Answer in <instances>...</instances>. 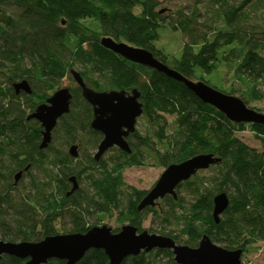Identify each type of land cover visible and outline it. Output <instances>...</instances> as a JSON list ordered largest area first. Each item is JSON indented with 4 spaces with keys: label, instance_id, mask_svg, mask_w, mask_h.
<instances>
[{
    "label": "trees",
    "instance_id": "1",
    "mask_svg": "<svg viewBox=\"0 0 264 264\" xmlns=\"http://www.w3.org/2000/svg\"><path fill=\"white\" fill-rule=\"evenodd\" d=\"M207 4L211 16L203 22L196 10L191 15L180 12L177 25L172 24L186 40L180 56L171 60L156 46L167 18L158 9L159 0H0L1 239L39 241L57 234V223L65 221L72 224L66 233L86 232L93 226L87 225V216L116 213L118 222L139 231L152 215L159 229L150 227L151 232L191 247L208 234L227 249H242V258L264 242V125L232 122L184 83L101 44L103 36H110L145 47L186 77L234 94L247 105L262 100L258 86L264 85V0ZM222 66L247 88L229 90L212 82ZM72 68L98 91L140 90L146 131L130 134L131 153L113 147L107 158L95 159L93 151L103 136L92 129L93 107L76 83L70 111L59 118L48 147L40 148L42 126L28 115L46 101L57 82L66 76L73 79ZM22 79L29 81L31 94L15 92L13 84ZM248 127L260 140V149L238 137ZM72 144L79 146L78 157L66 150ZM199 153H214L221 161L181 182L177 199L167 195L163 206L159 202L138 210L148 190L125 182L127 168L146 165L150 159L166 168ZM73 175L79 188L68 195ZM221 191L228 193L230 203L216 223L213 197ZM22 263L7 254L0 260ZM76 264L111 263L104 250L92 248ZM121 264L178 263L172 250L154 249Z\"/></svg>",
    "mask_w": 264,
    "mask_h": 264
},
{
    "label": "water",
    "instance_id": "2",
    "mask_svg": "<svg viewBox=\"0 0 264 264\" xmlns=\"http://www.w3.org/2000/svg\"><path fill=\"white\" fill-rule=\"evenodd\" d=\"M164 9L160 10L163 13ZM101 44L117 55L131 62L141 64L164 73L184 83L198 98L222 112L229 120L236 123L264 125V112L248 106L240 97L223 92L203 80H192L176 69L159 60L145 47L136 46L126 41H119L110 36H103ZM75 83L81 88L82 96L93 107L91 127L102 134L94 154L96 160L111 148L117 147L128 153L132 152L128 141L130 134L136 130L138 118L143 115L141 92L137 88L111 89L98 91L88 86L80 72L70 70ZM16 93H32L27 79L13 84ZM73 94L71 87L56 89L45 102L39 104L28 119L37 120L42 126L41 149L52 141V133L58 120L70 111ZM73 157H78L79 146L72 144L68 150ZM221 161L214 153H199L181 162L172 163L164 168L154 185L138 203V210L155 207L167 195L178 198L177 187L189 180L200 170L209 169ZM29 166L25 168L28 169ZM23 175L18 171L14 176L17 183ZM72 187L68 195L79 188L76 176L69 178ZM230 198L227 192L221 191L213 197V217L220 222L222 213L228 208ZM92 248L102 249L111 264H121L129 256H137L142 251L170 249L178 264H241L242 249H227L212 241L204 234L196 247L177 243L170 236L149 232L131 224H124L118 231L106 224L95 225L86 232L57 233L46 236L39 241H5L0 238V260L3 255H11L26 260L22 264H56L53 259L65 260L66 264H76Z\"/></svg>",
    "mask_w": 264,
    "mask_h": 264
},
{
    "label": "rangeland",
    "instance_id": "3",
    "mask_svg": "<svg viewBox=\"0 0 264 264\" xmlns=\"http://www.w3.org/2000/svg\"><path fill=\"white\" fill-rule=\"evenodd\" d=\"M207 0H159L158 9H164L162 13L163 16H166V22L163 23L162 27L160 28L161 37L160 40L156 42V46L159 49H162L165 53L169 55V59H173L175 57L180 56V52L183 46L186 37L180 30H176L173 28L172 24L177 25V18L180 12L183 14L191 15L192 12L198 11L201 13L198 20L203 22L205 19L209 18L211 14H208L207 9ZM139 8L136 9L138 11ZM215 22V21H214ZM202 24V23H201ZM219 78H213L212 82H215L222 86L225 89L235 88L243 90L247 88L246 84L237 78L234 77L232 71H228V69L222 66L219 69ZM221 79V80H219ZM219 80V81H217ZM20 81V80H17ZM16 81V82H17ZM75 82L69 76L64 77L62 80L56 83L54 90H49L48 93L51 95L56 89L68 86L73 87L75 86ZM258 88L264 94V85L261 84ZM250 106L259 109L260 111L264 112V98L262 100H256L249 102ZM169 120L172 121L173 117L168 116ZM136 130H140L143 134L146 131V120L143 116L138 118L136 124ZM238 137L241 138L245 143L248 145L260 149L261 143L260 140L256 137L255 132L251 130V128H247L244 131L238 132ZM66 150H69V146L66 147ZM97 150V149H96ZM96 150L93 152L95 153ZM113 152L108 150L104 157L107 158ZM164 167L158 166L154 164V160H148V163L143 166H132L125 170L124 172V179L125 182L131 186H134L138 189L148 190L150 189L154 183L158 180L159 176L163 172ZM208 170V169H207ZM208 174V173H207ZM23 182H27V178L23 179ZM85 186V183H82ZM161 204L159 206H163V200H160ZM86 223L87 225L96 224V225H103L106 224L107 226L111 227L113 230L120 229L121 224L117 220L116 213H94L87 216ZM126 224V223H125ZM71 223L65 221L64 225L61 222L57 223L56 228L58 233H66V230H69L71 227ZM150 227H154L159 229V224L153 223L152 215L148 217L145 221L143 228L151 232L149 229ZM156 233V232H153ZM242 262L247 264H264V242H260L254 246H252L243 256Z\"/></svg>",
    "mask_w": 264,
    "mask_h": 264
},
{
    "label": "flooded vegetation",
    "instance_id": "4",
    "mask_svg": "<svg viewBox=\"0 0 264 264\" xmlns=\"http://www.w3.org/2000/svg\"><path fill=\"white\" fill-rule=\"evenodd\" d=\"M103 156H104V155H103ZM103 156H102V157H103ZM91 225H92V224H91ZM95 225H96V224H93V226H95ZM93 226H92V227H93ZM22 260H23V259H22ZM53 260H54V259H53ZM25 261H26V260H23V262H25Z\"/></svg>",
    "mask_w": 264,
    "mask_h": 264
}]
</instances>
